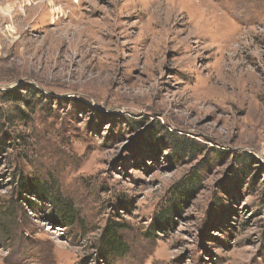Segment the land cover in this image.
Listing matches in <instances>:
<instances>
[{"label":"rangeland","instance_id":"374dc122","mask_svg":"<svg viewBox=\"0 0 264 264\" xmlns=\"http://www.w3.org/2000/svg\"><path fill=\"white\" fill-rule=\"evenodd\" d=\"M0 8V264H264V0Z\"/></svg>","mask_w":264,"mask_h":264},{"label":"trees","instance_id":"16d2710c","mask_svg":"<svg viewBox=\"0 0 264 264\" xmlns=\"http://www.w3.org/2000/svg\"><path fill=\"white\" fill-rule=\"evenodd\" d=\"M65 208H66V210H67V208H69L70 210H72L73 206H71V205H69V206H64L62 210L65 211ZM59 210H60V208H59ZM69 212H71V211H69ZM60 214H62V213H61V210H60ZM66 219H67V220H66L67 222L65 221V223H68V224H69V218H66ZM161 221H162V220H161Z\"/></svg>","mask_w":264,"mask_h":264},{"label":"bare ground","instance_id":"6f19581e","mask_svg":"<svg viewBox=\"0 0 264 264\" xmlns=\"http://www.w3.org/2000/svg\"><path fill=\"white\" fill-rule=\"evenodd\" d=\"M3 8V7H2ZM2 8H0V9H2ZM4 9H6V8H4ZM8 12H10V9L9 10H7ZM10 16V15H9ZM8 30L9 31H14V29L12 28V26L11 27H8Z\"/></svg>","mask_w":264,"mask_h":264}]
</instances>
